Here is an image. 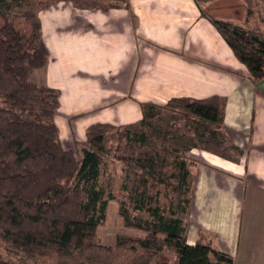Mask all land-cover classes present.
<instances>
[{"label": "trees", "instance_id": "trees-1", "mask_svg": "<svg viewBox=\"0 0 264 264\" xmlns=\"http://www.w3.org/2000/svg\"><path fill=\"white\" fill-rule=\"evenodd\" d=\"M13 1L0 0L1 239L30 257L52 248L69 256L73 251L99 245L96 228L106 218L108 203L116 202L123 227L144 235L119 238L115 247L135 250L141 263L151 260L150 264H232V258L214 246V234L200 229V241L193 246L186 244L190 168L197 164L194 159L180 153L174 155L170 177L177 179V200L168 207L159 203L158 190L151 193L156 183L146 179L134 185L124 180L117 193L106 192L99 184L107 157L113 162L139 166L150 177H161L168 152L165 148L158 150L152 141L156 132L152 121L161 111L174 122L181 121L183 129L200 143L201 146L193 143L188 152L198 148L239 164L244 152L232 143L223 128L224 97H177L162 105L141 103V118L135 123L91 124L85 140L76 143L77 158L73 151L63 148L55 124L60 92L48 87L42 77L35 79L49 60L40 21L29 10L16 14L28 26L23 35L11 13ZM194 2L245 67L251 81L263 80L264 40L243 28L220 25ZM261 3L264 6V0ZM234 19L237 18L232 16ZM260 20L264 23V11ZM160 131L163 139H168L169 130ZM148 144L153 151H144ZM161 183L160 179L158 184ZM164 249H171L172 254L164 256Z\"/></svg>", "mask_w": 264, "mask_h": 264}, {"label": "crops", "instance_id": "crops-1", "mask_svg": "<svg viewBox=\"0 0 264 264\" xmlns=\"http://www.w3.org/2000/svg\"><path fill=\"white\" fill-rule=\"evenodd\" d=\"M95 1L94 12L37 14L49 51L42 78L60 92L62 146L72 151L94 123L139 121L141 103L224 97L223 128L244 157L234 164L190 151L186 244L201 229L232 264H264V79L251 81L194 0Z\"/></svg>", "mask_w": 264, "mask_h": 264}, {"label": "rangeland", "instance_id": "rangeland-1", "mask_svg": "<svg viewBox=\"0 0 264 264\" xmlns=\"http://www.w3.org/2000/svg\"><path fill=\"white\" fill-rule=\"evenodd\" d=\"M12 1V0H9ZM101 1V0H100ZM198 5L203 9L204 14L216 20L220 25L229 27L245 28L249 31L264 39V23L261 22V13L264 11V6L261 0H196ZM95 0H14L12 8V16L16 26L19 28L23 35L28 31V26L24 20L19 17L23 11H31L34 14L48 12H56L58 9L72 7V10L79 13L94 12L96 9ZM93 8V9H92ZM16 14H19L16 16ZM16 16V17H15ZM232 16L237 19L232 20ZM229 21V22H228ZM231 22V23H230ZM144 34L142 40H144ZM224 43V42H223ZM42 73L36 75L35 79L39 80ZM115 79H110L109 88L115 89ZM111 98L114 95L110 96ZM114 110V109H113ZM155 113V112H154ZM156 132L152 137L154 146L159 150L165 148L168 154L165 156V168L162 169L161 177L153 175L149 176V172L139 169L136 165H125L121 161L113 162L111 157L105 159L106 165L102 169L99 178V184L106 190L117 193L124 180L129 185L140 184L142 180L156 183L152 186L151 193L154 194L156 190L159 192V203L163 207L175 204L177 200V191L174 186L176 184L175 178H171V173L174 172V155L182 154L185 158L189 157L187 148L193 143L201 146L195 139L192 133L187 132L182 127V122H174L169 117V114L161 111L157 112L155 119H153ZM168 129L170 135L168 139L164 140L160 130ZM150 144V143H149ZM146 145L144 151H153L151 145ZM73 152L78 158L79 150L76 144H73ZM64 149L68 150V146L63 143ZM176 149L175 152H169ZM194 151H200L198 148ZM163 156L162 153H160ZM154 181H153V180ZM161 179L162 183L158 184ZM151 183H148L150 186ZM193 187V176L191 184V195ZM117 203L109 202L107 205L106 218L104 222L96 228L95 235L97 237L98 246L91 247L85 250L73 251L69 256L64 255L57 248L48 249L43 253H37L33 257L26 255L22 250L15 248L9 242L1 239L0 237V261L9 262L11 264H144L139 260V254L135 250H127L126 248H116L115 245L119 238H134L137 233L133 229L124 228L120 217L117 214ZM250 213V212H249ZM140 232V231H139ZM171 249H164L163 255L170 256ZM161 260V259H159ZM151 260L147 262L150 264Z\"/></svg>", "mask_w": 264, "mask_h": 264}]
</instances>
